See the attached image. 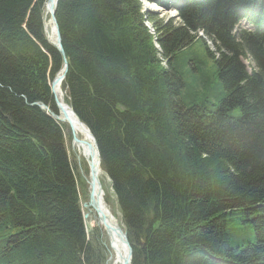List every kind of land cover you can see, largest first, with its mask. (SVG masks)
<instances>
[{"label":"trees","instance_id":"16d2710c","mask_svg":"<svg viewBox=\"0 0 264 264\" xmlns=\"http://www.w3.org/2000/svg\"><path fill=\"white\" fill-rule=\"evenodd\" d=\"M45 2L0 0V264H105L36 106L57 113L62 64ZM55 18L131 264H264V0H181L177 24L139 0H58ZM242 18L257 30L233 33Z\"/></svg>","mask_w":264,"mask_h":264},{"label":"water","instance_id":"95a60500","mask_svg":"<svg viewBox=\"0 0 264 264\" xmlns=\"http://www.w3.org/2000/svg\"><path fill=\"white\" fill-rule=\"evenodd\" d=\"M58 0H47L45 3V12L47 13L49 17V22L52 24V26L55 29V40L51 41L50 38H48L49 43L53 46V48L61 55L62 57V66L57 73V76L54 78L53 82L51 83V93L53 96V99L56 104V108L58 109L59 112V117H56L55 115H52L57 121L60 123H64L67 125L70 130L72 129V121L68 117L66 113V106L62 104L59 100L56 99V88H59V86L62 84L64 81L66 74L68 72V61L66 59L63 47H62V42H61V36L59 32V28L56 22L55 18V11H56V6H57ZM42 109L46 110L44 106H41ZM73 112V111H72ZM77 121L79 122L78 117L76 116ZM80 123V122H79ZM85 128L84 126H81ZM86 129V128H85ZM87 134L93 139L94 142V147L95 151L97 154L98 162H96V159L89 162L88 167H89V195H88V200L84 204H82V208L86 210V213H83V220L84 224L86 227V231L88 234L92 232V227L88 225L86 220L88 219L89 216H94L95 214L97 215V221L98 224H100L102 227L105 228L107 231V234L109 236L118 242V244L123 245L127 248V254L123 256L120 252L118 254L119 259L121 261V264H131V259H132V249L128 243L127 236H126V231H122L120 226H118L117 223H115L111 216L103 210L102 207V189L101 185L98 179V173L100 169L98 168L99 162H100V154L99 150L96 144V140L94 139L93 135L90 133L88 129H86ZM73 141L75 144L81 147H85L88 150L91 151L92 146L88 144L87 142L84 141H79L73 136ZM94 150V148H93ZM96 191V192H95Z\"/></svg>","mask_w":264,"mask_h":264},{"label":"rangeland","instance_id":"374dc122","mask_svg":"<svg viewBox=\"0 0 264 264\" xmlns=\"http://www.w3.org/2000/svg\"><path fill=\"white\" fill-rule=\"evenodd\" d=\"M139 3L141 5V8H142V12L145 13V8L146 9H150L151 12L156 13L158 15V18H161L162 20H164L165 22H168V21H173V24H177L179 23V20L177 19V17H175V11H162L160 8H156L154 7L153 5H150V3H148L150 6H148V4H144V0H139ZM47 15V14H45ZM47 23V21H46ZM243 25V23H242ZM244 63L249 66V69H251L253 67L251 61L249 60H244ZM39 104H42V103H36V106H38ZM46 109H51L48 105H44L42 104ZM38 108H40L41 110L42 107L38 106ZM65 135V133H64ZM64 143H65V148H66V152H67V155L69 156V158L71 159L72 162H75V166H76V171L74 172L75 174V177H76V180L79 184V194H80V203L82 204L83 202H85L86 200H88V173H87V166L83 165L82 166V171H80V165L78 164L77 162V159H76V156L78 157L79 156V153L77 152V150L73 149L71 147V136L69 134H66V136H64ZM67 146V147H66ZM81 160V163H84V158H81L79 156ZM79 159V160H80ZM84 160V161H83ZM101 184H102V188H104V192H105V200H106V197H108V202L107 205L110 207L113 215H115V217L117 218V220L119 222H121V218H120V214H119V211L117 209V206L115 203H113V194H112V190H111V185H110V182L108 180V178H106V176H103L102 179H101ZM88 223L89 225L92 227L93 229V233H92V236H91V239H90V243L91 245H96L100 250L101 252L104 250L105 251V254H106V257H107V250H108V240L107 238L104 236L105 233L103 232V230H101L97 225H96V220H94L93 218H90L88 220ZM95 227V228H94ZM97 227V228H96ZM100 230H99V229ZM99 242V243H98ZM103 254V253H102ZM103 260H104V254H103ZM109 264V262L106 260L105 261V264Z\"/></svg>","mask_w":264,"mask_h":264},{"label":"bare ground","instance_id":"6f19581e","mask_svg":"<svg viewBox=\"0 0 264 264\" xmlns=\"http://www.w3.org/2000/svg\"><path fill=\"white\" fill-rule=\"evenodd\" d=\"M44 31H45L46 36L48 38H50L51 41L55 40V29H54V27L52 26V24L50 22L45 23ZM56 94H57V96H59V90L58 89L56 90ZM66 113H67V109H66ZM70 117H71V120H72V128H73L74 133L77 136H79L82 140H84L85 142H87L88 144H90L92 146L91 151L88 150L87 148L77 149V151L79 153V156L81 158H84V160L86 162H88V164H89V162L97 159V154H96V151H95L93 139L87 134V132H85L80 127V125L76 122L74 116L70 115ZM93 148H94V150H93ZM103 176H105V175L103 174V172L100 171L98 173L99 182H101V179H102ZM88 183H89V181H88ZM100 185H101V183H100ZM101 189H102V207H103V210H105L112 217V220H114L115 222H118L117 218L115 217V215H113L110 207L107 205V203L105 201V192H104L102 186H101ZM96 217H97V215L95 214L93 219L96 220ZM97 223H98V221L96 220V225L101 230H103V232L105 233L104 236L108 240V250H107V258H106V260L109 262V264H121V261L119 259L118 254L120 252L123 256H125L127 254V251H128L127 248L125 246H123V245L118 244V242H116L115 240L110 238L109 235L107 234V231L105 230V228L101 227Z\"/></svg>","mask_w":264,"mask_h":264}]
</instances>
